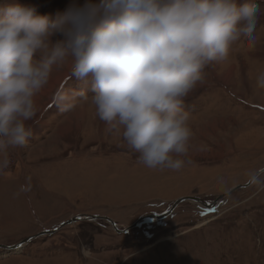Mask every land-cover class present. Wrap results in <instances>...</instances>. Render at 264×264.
<instances>
[{"label": "rangeland", "instance_id": "obj_1", "mask_svg": "<svg viewBox=\"0 0 264 264\" xmlns=\"http://www.w3.org/2000/svg\"><path fill=\"white\" fill-rule=\"evenodd\" d=\"M16 2L55 18L73 0H0V7ZM258 3L252 35L208 65L184 101L194 135L190 163L178 171L138 163L120 131L96 115L87 85L70 72L58 84L68 68L54 67L27 122L32 135L9 150L11 163L0 172V264H264V188L250 184L227 194L264 168V90L256 87L264 72V0ZM82 88L85 96L73 95L70 109L57 103L42 111L59 92ZM184 196L223 197V204L205 217L185 200L168 216L123 232L105 218L83 219L5 248L78 215H107L124 229Z\"/></svg>", "mask_w": 264, "mask_h": 264}, {"label": "clouds", "instance_id": "obj_2", "mask_svg": "<svg viewBox=\"0 0 264 264\" xmlns=\"http://www.w3.org/2000/svg\"><path fill=\"white\" fill-rule=\"evenodd\" d=\"M260 15L258 0H73L55 18L30 4L0 7V172L9 150L32 135L27 122L54 67L87 85L96 115L120 131L138 163L182 169L194 135L185 99ZM256 87L264 90V72ZM73 95L85 89L61 91L57 101L70 109ZM249 182L264 188L256 172Z\"/></svg>", "mask_w": 264, "mask_h": 264}, {"label": "water", "instance_id": "obj_3", "mask_svg": "<svg viewBox=\"0 0 264 264\" xmlns=\"http://www.w3.org/2000/svg\"><path fill=\"white\" fill-rule=\"evenodd\" d=\"M262 172H264V168L260 169L257 174L260 175ZM250 185V182L248 181L246 184H242V185H237L233 188H231L230 190L227 191V194H230L231 192L235 191L236 189H239V188H243V187H246V186H249ZM223 198V197H221ZM185 200H200V198L198 197H195V196H184V197H181L179 199H177L173 205H171V207L166 210V211H163L161 213H158V214H150V215H144L142 217H140L133 225L131 226H128L124 229H120L119 226L117 225V223L112 220L111 218L107 217V216H100V215H78V216H75V217H72L71 219H68L66 221H63L58 227L54 228V229H51L49 231H45V232H42V233H39V234H36V235H33V236H30L26 239H24L22 242H20L19 244L17 245H14V246H5V248H7L8 250H14L15 248H19V247H22L25 243H27L28 241H30L31 239L33 238H37L39 237L40 235L42 234H46V233H49V234H52V233H55L56 231H58L59 229L63 228L64 226L66 225H69V224H72L74 222H78L80 220H83V219H88V220H98V219H103L105 218L109 223H111L114 228L120 232H123L125 230H129L130 228L132 227H137L139 225H142V224H147V223H152V221L154 220H158V219H162L166 216H168L170 213L173 212L174 209L177 208V206L185 201ZM217 200H215L216 202ZM206 202H202V204ZM214 204H208L207 207H213Z\"/></svg>", "mask_w": 264, "mask_h": 264}, {"label": "flooded vegetation", "instance_id": "obj_4", "mask_svg": "<svg viewBox=\"0 0 264 264\" xmlns=\"http://www.w3.org/2000/svg\"><path fill=\"white\" fill-rule=\"evenodd\" d=\"M255 107H259V106H255ZM195 197H198V198H200V200H203L204 202H207L208 204H214V206L213 207H210L211 209H209L208 207H205V206H203L202 205V203L200 202V200H199V202H197V201H195V200H192L193 202H196L197 204H198V206L200 207V213H203V214H205V217L206 216H211V215H215L219 210V207L223 204H220V205H218V204H215L214 202H215V199H209V198H205L204 199V197H200V196H195ZM182 203V202H181ZM99 215V214H98ZM101 215V214H100ZM107 216V215H106ZM98 220H101V219H98ZM55 228H56V226H55Z\"/></svg>", "mask_w": 264, "mask_h": 264}, {"label": "crops", "instance_id": "obj_5", "mask_svg": "<svg viewBox=\"0 0 264 264\" xmlns=\"http://www.w3.org/2000/svg\"><path fill=\"white\" fill-rule=\"evenodd\" d=\"M63 80H64V79H63ZM63 80H62V82H63ZM62 82H61V83H62ZM61 83H60V84H61ZM63 85H64V83H63ZM57 103H58V102H47V103H46L47 105H46V104H43L44 106H45V105H46V106H45V108H43L44 106L42 107V108H43L42 111L44 110V112H45V111H48L49 109H52V107H54ZM86 106H87L86 104L83 105V108H82L81 111H80L81 113H82L83 110L86 111ZM256 106H260V105H256ZM42 115H43V114H42ZM75 115H77V114H75ZM87 115H88V114H87ZM87 115H86V117H87ZM41 117H42V116H41ZM58 133H59V132H58ZM58 133H57V134H58ZM70 133H71V132H70ZM64 135H66V134L64 133ZM64 135H63V136H64Z\"/></svg>", "mask_w": 264, "mask_h": 264}, {"label": "bare ground", "instance_id": "obj_6", "mask_svg": "<svg viewBox=\"0 0 264 264\" xmlns=\"http://www.w3.org/2000/svg\"><path fill=\"white\" fill-rule=\"evenodd\" d=\"M68 73H69V69H67V71L65 72V75H63V76H59L58 78H57V83L58 84H60V82H62V79L65 77V76H67L68 75ZM195 201H197V202H199V200H195ZM200 202L202 203V202H204L203 200H200ZM222 201H221V197L220 198H218L217 199V201L216 202H214L215 204H220ZM202 205H204L205 207H207V205H208V203L206 202V204L205 203H203ZM209 209H211L210 207H208ZM24 246V245H23ZM20 248V247H19ZM7 249V248H6ZM17 248H15V250H16ZM16 252V251H15ZM91 253H89V255H90Z\"/></svg>", "mask_w": 264, "mask_h": 264}, {"label": "snow or ice", "instance_id": "obj_7", "mask_svg": "<svg viewBox=\"0 0 264 264\" xmlns=\"http://www.w3.org/2000/svg\"><path fill=\"white\" fill-rule=\"evenodd\" d=\"M203 215V213H201Z\"/></svg>", "mask_w": 264, "mask_h": 264}]
</instances>
